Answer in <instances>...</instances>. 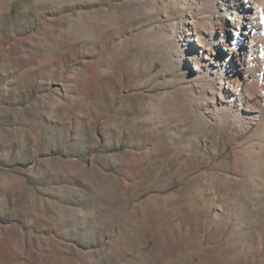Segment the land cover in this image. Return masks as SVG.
Instances as JSON below:
<instances>
[{
    "label": "rangeland",
    "instance_id": "1",
    "mask_svg": "<svg viewBox=\"0 0 264 264\" xmlns=\"http://www.w3.org/2000/svg\"><path fill=\"white\" fill-rule=\"evenodd\" d=\"M259 1L0 0V264H264Z\"/></svg>",
    "mask_w": 264,
    "mask_h": 264
},
{
    "label": "bare ground",
    "instance_id": "2",
    "mask_svg": "<svg viewBox=\"0 0 264 264\" xmlns=\"http://www.w3.org/2000/svg\"><path fill=\"white\" fill-rule=\"evenodd\" d=\"M250 3H253L254 5L257 6L260 4V1L259 0H244V2L242 4L239 3V4L224 5V10L226 12L232 11L233 13H235V15H238L237 19L232 20V25L237 23L238 24V30L242 29V31H244L245 34H248L252 31V27L254 25V20H255V14H256V12H252L251 8H249ZM255 11H256V9H255ZM229 19L230 18L228 17V20ZM234 21H236V22H234ZM192 26H193L194 32L199 33V35H200L201 32H199L197 25L195 23H192ZM206 34L210 35L211 31L207 30ZM211 36H212V34H211ZM203 40H205V38H203ZM197 41H200V39ZM245 45H246V47L244 49L245 54H252L253 53V44L250 42L248 47H247V44H245ZM229 50L233 51L234 48L231 47Z\"/></svg>",
    "mask_w": 264,
    "mask_h": 264
}]
</instances>
